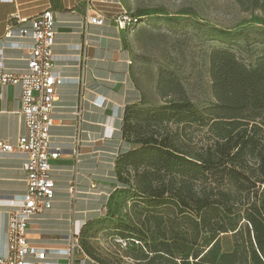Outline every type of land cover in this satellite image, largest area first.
Returning a JSON list of instances; mask_svg holds the SVG:
<instances>
[{
  "label": "trees",
  "instance_id": "16d2710c",
  "mask_svg": "<svg viewBox=\"0 0 264 264\" xmlns=\"http://www.w3.org/2000/svg\"><path fill=\"white\" fill-rule=\"evenodd\" d=\"M208 61L213 102L195 105L160 68L156 92L166 103L124 110L128 149L116 159L107 206L120 191L140 207L114 227L126 244H141L145 264H264V55L247 66L213 47ZM169 122L207 127L209 142L188 149Z\"/></svg>",
  "mask_w": 264,
  "mask_h": 264
},
{
  "label": "crops",
  "instance_id": "0c3cea01",
  "mask_svg": "<svg viewBox=\"0 0 264 264\" xmlns=\"http://www.w3.org/2000/svg\"><path fill=\"white\" fill-rule=\"evenodd\" d=\"M46 7L55 15L52 69L65 78L55 87L49 133L65 148L51 161V206L28 221L26 235L31 247L47 251L41 260L32 257L34 261L62 264L69 260L62 252L70 246L69 237L78 233L80 241L83 229L107 207L109 196L118 187L116 159L128 149L122 136L124 110L140 104L144 94L135 78L128 32L115 22L122 12L120 0H0L1 63L5 69L24 68L32 42L29 36H5L11 14L17 11L30 19ZM87 8L88 13H100L102 23L85 22ZM28 26L29 21L14 24L15 29ZM19 96V84L0 85V139L9 143L27 131L18 114ZM75 136L74 156L66 147ZM22 161L17 154L0 159V253L5 249L8 212L25 191ZM73 263L108 264L84 249L74 255Z\"/></svg>",
  "mask_w": 264,
  "mask_h": 264
},
{
  "label": "rangeland",
  "instance_id": "374dc122",
  "mask_svg": "<svg viewBox=\"0 0 264 264\" xmlns=\"http://www.w3.org/2000/svg\"><path fill=\"white\" fill-rule=\"evenodd\" d=\"M120 2L122 12L137 21L126 30L127 43L134 56L135 78L143 86V106L157 107L166 103L156 92L160 68L174 72L187 97L195 105L204 106L214 101L208 61L211 48H228L247 66L252 65L257 56L264 55V0ZM167 125L178 132L176 141L188 149L209 142L207 127L174 122ZM122 197V192L115 193L110 207L86 225L80 241L108 264H145L144 259H138L141 244H124L114 227L118 219H131L140 212V207L130 198L122 201ZM222 244L227 248L232 241L224 237Z\"/></svg>",
  "mask_w": 264,
  "mask_h": 264
},
{
  "label": "built area",
  "instance_id": "2783aa9c",
  "mask_svg": "<svg viewBox=\"0 0 264 264\" xmlns=\"http://www.w3.org/2000/svg\"><path fill=\"white\" fill-rule=\"evenodd\" d=\"M89 9L87 8L84 21L102 23L103 16L98 12L88 13ZM11 18L13 23L6 27L5 36H29L32 42L28 47L26 66L17 71L2 66L0 49V85L19 84L18 114L27 131L15 143L0 139V159L10 154L21 156L26 186L15 208L8 212L5 249L0 253V264H53L32 259L41 260L47 251L31 247L27 241L26 230L28 221L35 214L51 206L54 196V181L50 175L51 161L57 159L65 148L55 143L49 133L53 102L57 98L55 87L65 79L52 69L55 15L50 7H46L30 19L20 16L17 11L11 14ZM27 21L28 27L14 28V24ZM115 22L119 28L124 29L137 21L122 12L115 18ZM76 81L79 82L78 79ZM77 141L75 136V140L66 147L74 156L77 155ZM69 241V248L62 251L69 260L62 264H74V255L83 252L78 233L71 235ZM123 242L126 244L125 240Z\"/></svg>",
  "mask_w": 264,
  "mask_h": 264
}]
</instances>
